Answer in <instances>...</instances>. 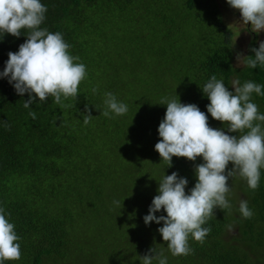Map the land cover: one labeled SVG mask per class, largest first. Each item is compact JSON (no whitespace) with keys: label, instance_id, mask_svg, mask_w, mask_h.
Masks as SVG:
<instances>
[{"label":"trees","instance_id":"obj_1","mask_svg":"<svg viewBox=\"0 0 264 264\" xmlns=\"http://www.w3.org/2000/svg\"><path fill=\"white\" fill-rule=\"evenodd\" d=\"M182 1L191 12H205V24L213 21V27L224 32L225 40H215V49L199 47L201 49L197 51H186L189 56L186 71L191 76L181 83L183 88L175 95L170 94L174 90L165 83H168L167 79L163 81L164 86H155L148 81L150 75L141 73L147 84L144 100L149 93L155 94L152 101L148 100L144 105L139 102L132 111L129 125L132 128L140 124L141 133L129 141V149L124 148V157L130 163L127 164L111 158L113 148L104 150L108 146L104 137L107 131L89 128L90 122L84 123L88 114L86 106L91 116L107 110L105 93L111 92L119 102L123 100L119 90L105 87L101 79L104 72H98L113 50L105 55L102 62L91 54L92 41H97L94 37L92 41L89 39L93 33L90 21L94 16L106 19V6L119 9V19L124 17L121 13L124 8L134 9V17L127 24L130 33L118 54L121 56L127 47L133 46L126 44L124 47L125 41L136 35L135 39L144 43L134 44V49L145 48V42L154 32V23L171 26V33L178 31L176 19L164 17L161 6L156 11L145 9L147 0H142V8H134L132 0H41L47 12L40 27L62 34L70 45L69 54L79 57L74 62L83 63L87 75L79 85L77 99L61 98L66 107L56 104L50 96L45 102L37 98L29 108H24L28 94L18 95L7 78H0V207L5 209L9 222L15 225L21 251L19 260L4 261V264H142L141 256L152 248L164 253L167 264H264V169H261L259 187L255 191L249 189L246 180L240 177L229 180L234 181L227 197L232 205L231 211L216 209L215 216L205 225L211 228V232L203 244L189 237L193 251L188 256H173L158 232L163 224L152 222L146 226L143 219L153 198L159 194V178L154 176L156 165H160L167 175L177 172L183 177L186 174L190 177L187 185L190 190L197 182L195 166L203 163L202 157L195 162L173 157L172 166L167 167L161 160L155 150V144L161 139L158 127L167 108L159 104L161 99L167 97L179 99L184 104H196L208 115L210 127L236 135L228 133L227 125L207 113L206 106L210 101L202 92L203 86L212 75L223 79L229 91H234L232 82L235 79H239L241 86L249 80L264 85V67L234 66L233 53L224 46L233 40L234 34L223 22H218L222 13L217 0L211 6L208 5L210 0ZM22 31L25 35L22 33L19 38L0 33V72L8 60V53L17 52L19 45L26 41L27 30ZM94 34L97 35V31ZM256 36L252 35L247 54L253 58L251 49L259 47ZM98 42H108V38L100 36ZM158 63L162 67V75L167 78L169 70L164 68L162 61ZM117 72L127 75L119 68ZM100 81L104 83L103 87L99 86ZM93 88L97 89L95 93ZM132 101L135 105L139 98L134 97ZM252 101L264 114V96L254 93ZM142 106L144 109L139 110ZM30 111L36 113L35 119L29 116ZM119 142L117 138V145ZM143 158L148 159L147 166L138 162ZM111 176L116 180H110ZM118 183H129L130 186L120 197L117 196ZM241 199L248 201L254 213L251 219L241 216ZM114 201H120L119 206ZM156 215L166 213L161 211ZM105 245L112 249L113 256L104 249ZM153 264H158V261H153Z\"/></svg>","mask_w":264,"mask_h":264},{"label":"clouds","instance_id":"obj_2","mask_svg":"<svg viewBox=\"0 0 264 264\" xmlns=\"http://www.w3.org/2000/svg\"><path fill=\"white\" fill-rule=\"evenodd\" d=\"M227 3L239 11L244 25L250 23L251 32H264V0H227ZM46 12L47 7L41 0H0V33L19 38L24 34L22 30H27L26 41L19 45L17 52L8 53V60L0 72V78H7L18 95L28 94L24 108H29L37 98L45 102L50 96L56 104L66 107L61 98L77 99L79 85L87 75L86 66L74 62L79 57L69 54L70 45L62 34L40 27ZM251 51L254 58L238 54V63L252 69L257 65L264 67V41ZM232 88L234 91H229L223 79L212 75L202 92L210 101L206 106L207 113L227 125L228 133L236 135L210 127L208 115L196 104H184L179 99L167 97L159 103L167 106L158 127L161 139L155 144L161 160L171 167L173 157L192 162L198 157L203 159V163L195 166L197 182L187 192L186 174L183 177L177 172L164 175L157 189L159 194L143 217L146 226L152 222L163 224L158 232L173 256L192 253L190 236L204 243L211 232L205 225L215 216L216 209L231 211L232 205L227 198L231 192L230 179L246 180L252 191L259 187L261 169H264V114L259 112L252 96L254 93L264 96V85L249 80L241 86L239 79H235ZM92 91L95 93L97 89ZM105 97L107 110L102 113L105 117L112 118L110 113L126 114L127 105L119 102L114 94L108 92ZM85 111L88 112L84 117L87 125L92 116L87 106ZM29 116L35 119L36 113L30 111ZM114 203L119 206L120 201ZM161 211L166 215L157 216L156 213ZM239 212L245 219L254 215L244 199L239 202ZM19 240L15 225L9 222L5 209L0 207V264L21 258ZM141 261L142 264H153V261L167 264V257L152 248L141 256Z\"/></svg>","mask_w":264,"mask_h":264},{"label":"rangeland","instance_id":"obj_3","mask_svg":"<svg viewBox=\"0 0 264 264\" xmlns=\"http://www.w3.org/2000/svg\"><path fill=\"white\" fill-rule=\"evenodd\" d=\"M147 1L148 6L145 9L156 11L157 8L161 6L163 12L162 15L171 20L176 19V26L181 32L178 30L171 33V31H169L171 26L165 25L164 23H154V32L151 35V38L145 42L147 45L145 48L140 47L139 49H134V44L138 42L144 43L143 40L138 41L135 39L136 35L133 39L125 41L124 43V47H126V44H133V46L127 47L126 52L123 55L118 56L119 52L122 50L123 41L130 33L127 24L131 22L134 17V9L132 7L124 8L125 11L121 12L124 17L119 19V16L117 15L120 13L119 9H116L114 6H106L104 7V11L107 14L106 19L94 16L90 21L93 33L94 31H97V35H93V33L89 35L91 41L93 37L96 38L97 41H92L91 54L95 55L96 59L102 62L105 55L109 53L110 50H113L110 53L109 60L107 59L108 61L101 66L98 72H104L101 79L104 80L106 88L120 91L119 93L123 96L121 102L127 105L128 111L122 116H116L115 114L110 113L112 118H105L102 114L92 115L88 127L107 131L108 134H104V137L106 138L108 146H106L104 150H111L113 148L111 158L127 164L130 163L128 159L124 157V148L127 147L129 149V141L139 137L141 133L139 127L140 124L133 126L132 128L129 125L130 117L133 113L132 111L139 102H142V105H144L148 100L152 101L153 95L155 94V92L149 93V96L144 100L145 87L147 84L143 80L145 76H141V73L146 76L150 75L148 81L152 82L155 86H164L163 81L167 79L168 83L167 81L165 83L170 86V89L173 88L172 90H174L170 94L175 95L177 93L176 91L182 90L183 87L181 83H183L187 77L191 76L189 75V72L186 71V64L189 58L186 51L188 49H194L197 51L198 49H201L199 47H202V49H207L208 47L209 49H215L217 47L213 43L215 40H225L224 32L217 31L213 27L215 26L213 21L205 24L207 17L205 12H191L187 10L182 0ZM211 3H214V0H210L208 5L211 6ZM217 4L222 13V18L219 15L218 22H223L225 27L234 34L233 40L229 41L228 44H225L224 46L232 51L234 56V66L241 68L244 65L238 63L237 55L242 54L247 57L252 35L256 34L258 43H260L261 41H264V32L259 34L251 32L250 23L249 25H244L241 22L239 11L232 9L228 5L227 0H217ZM141 5L142 0H132V6L134 8H142ZM176 13L178 14V18ZM118 22L121 24L115 25ZM131 31H133V29ZM137 34H140V32L138 31ZM100 36L108 38V42H98ZM159 61H162L166 70H169L167 71L169 73L166 74L168 75L167 78H165V75H162L161 71L163 70L158 63ZM143 62H145V64L141 65ZM109 64L113 65L109 66ZM115 66L127 75L117 72V68L112 70ZM96 67L97 66H94L93 69H96ZM103 84V82H99L100 87H103ZM145 95L147 94L145 93ZM134 97L139 98V101L135 105L132 101ZM142 109H144L143 106L140 107L139 110ZM136 119L137 116L135 117V121ZM117 138L120 140L118 145ZM131 161L134 162L133 160ZM138 162L147 166L149 161L148 159L143 158V160ZM155 168H157V170L154 176H157L160 182L164 175L167 174L160 168V165H156ZM184 178H187L188 181H190V177L187 175H185ZM234 178L240 179L239 177ZM110 180L116 179L111 176ZM159 182L157 187H159ZM232 182L229 181V184L231 185ZM116 188L119 191L117 196L120 197L130 189V186L129 183H118ZM188 190L189 188L186 189V192ZM111 234L112 233H110L109 236H111ZM104 249L110 252L111 256H113L114 253L109 246L105 245Z\"/></svg>","mask_w":264,"mask_h":264}]
</instances>
